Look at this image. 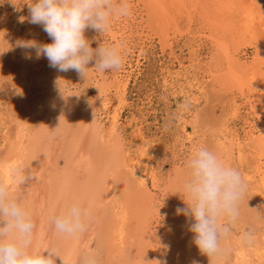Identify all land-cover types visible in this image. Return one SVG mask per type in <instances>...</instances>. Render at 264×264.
<instances>
[{
  "label": "rangeland",
  "instance_id": "obj_1",
  "mask_svg": "<svg viewBox=\"0 0 264 264\" xmlns=\"http://www.w3.org/2000/svg\"><path fill=\"white\" fill-rule=\"evenodd\" d=\"M30 2L31 0H5L3 4H0V17L2 12L8 14L9 17L6 25H0V33H2L0 34V95L2 96V100L0 96V127L7 125V132L11 135L18 123L22 126L28 124L27 126L35 133L37 132L35 136L38 137V133H41L46 125L50 113L49 109H51V101L55 100V93L58 94L56 85L51 87V78L54 77L55 81L59 80L60 87L65 93L79 95V99L76 95H72L69 102L67 101L69 104L66 109L69 112L66 118L67 141L65 142L68 144L66 145L69 146L83 140L82 135L83 132H87V128L82 127L84 121L88 120L87 118L93 114L92 111H96V116L93 118L101 123L102 133L97 136L96 140L93 138V142L97 145L93 156V167L97 170L96 178L95 176H89V173L83 174L78 170L72 171L70 168L61 170L63 176L60 177V187L68 195L63 212L74 203L87 209L92 208L95 197L94 190L95 187L99 190V179L102 180L106 170L105 167H111L113 173L116 174L115 186L119 187L115 188L113 194L116 199L119 200L120 198L122 203L117 207L114 204L115 202H108L104 212L106 216H104L98 229L95 242L89 247V252L86 253L79 245L80 234L69 236L58 232L57 234L55 232L54 235V241L56 242H52L53 245H50L48 249H56V252L63 257L64 261L67 260V264H83V258L86 256L95 258L97 264H145V261L156 258L162 259L165 256L168 259L167 264H191L194 259L199 261V264H209V258L205 254H201L199 249H194L195 245L191 242L193 233L188 231L186 224L179 226L180 223L177 224L179 218L173 219L168 211L165 212L164 221L162 222L165 240L163 239V242H161L162 240H154L155 245H163L162 248H165L163 254L150 253L149 242L147 247L142 246L140 243L131 245L126 243L122 252L113 247V230H115L114 228L118 222L116 219L123 212V207L132 208L128 211L130 217L137 214V212L143 216L147 215V212L138 208V203L134 202L142 199L140 195L137 196V192H140L146 198L143 203L149 200L148 197H151V194L146 191L150 187V181H146L144 184L143 175H141L140 169L135 166V162L139 163L138 160H142L144 164L146 163L148 171L154 172L160 180L161 187L165 188L164 194L169 196L173 188L174 193L172 192L171 197L174 194L177 198L182 192L183 184L187 178L186 161L200 145V147L214 148L213 150L227 165L236 168L241 173L247 185V191L240 205V216L232 226V232H235H231L227 240L222 241V246L229 249L230 253L219 264H235L233 261L234 256H238V259L242 261L239 264H246L247 262V264H262L264 262V249H262L264 248V191L261 189L260 183L264 174V160L255 161L253 156L251 157L252 154L249 153V149L243 143L247 116L244 109L241 108L242 105L236 108V102H234L232 94H229L223 88L219 89L217 80L212 82L211 79H206L207 75L204 67L211 51L205 43L198 39L199 37H196L199 34L197 32L199 26L194 24L192 27V34H197L196 36L191 34L177 40L172 39L175 37L171 36L173 41H171V49L165 48L164 44H161L154 37L146 43L145 51L138 58L136 52L138 47L135 45L136 53L131 54L127 59L134 60L132 69H127V74L125 73L124 77L122 76L120 87L109 88L104 93L100 105L96 106L94 83H92L93 80L89 72L85 80L75 71L57 72L56 69L49 67L46 58L36 59L34 50L16 47L17 40L51 42L41 26L28 23L27 3ZM21 17L25 18L23 22H21ZM138 19L136 18L137 22L140 21ZM13 25H17V28L14 29ZM26 28L31 30V37L23 39L22 36ZM104 33L100 35L92 29H86L85 37L92 42L91 46L96 48L102 43V36L106 35ZM135 39L137 40V38ZM164 51L165 53H163ZM251 52V50H247L244 53L246 57H250ZM26 53H31L32 59H25ZM199 55L202 57H199ZM137 59L138 64L136 65ZM92 66L93 63L88 65L90 70H92ZM6 82H8L7 85ZM124 83H126V86ZM89 101H91V104H89ZM186 101H190L189 111L182 107ZM180 110L184 112L182 113ZM193 127H196L194 132ZM4 133L3 131L0 132L1 146L5 145L4 140L6 138L1 139V137L6 136ZM117 134L121 136L118 137ZM188 136L191 137L190 140L186 139ZM8 149L5 147L0 150V158H6L9 153ZM112 151H115V154L111 158ZM120 156L122 157L120 158ZM226 157L227 159H225ZM242 157L245 160L248 159L247 162L241 161L243 160ZM249 157L251 160H249ZM228 161L230 164H228ZM242 162L246 164H242ZM176 175H181L180 181L176 180L169 190L167 185L169 186L172 183L171 181ZM123 177H125V181H123ZM255 180L259 182L256 184ZM119 182L122 184L119 185ZM146 187L147 189H145ZM132 201L133 204H131ZM121 206L123 207L121 208ZM178 206L186 207L185 205H179V203ZM180 217L187 219L183 215H180ZM250 229L254 231L255 242L251 246H242L239 240L242 234ZM142 249H144L143 255L141 254ZM248 252L251 253L247 254ZM44 255H47V252H44ZM55 261L56 264H63L60 257H56Z\"/></svg>",
  "mask_w": 264,
  "mask_h": 264
},
{
  "label": "bare ground",
  "instance_id": "obj_2",
  "mask_svg": "<svg viewBox=\"0 0 264 264\" xmlns=\"http://www.w3.org/2000/svg\"><path fill=\"white\" fill-rule=\"evenodd\" d=\"M129 3L131 5V15L124 17L123 19L122 17H113L110 22V27L105 32L106 35L102 36V44L104 45L123 44V67L118 71L109 70L105 72H99L94 68L93 63L92 70L88 69V72L91 74L93 80L92 83H94L96 96L95 105H100L104 93L108 91L109 88H114V86L120 87V79L122 78V76L124 77V74L126 72H128L127 69H132L133 67L132 65L134 60L130 58L129 60H127L131 54L134 55V53L137 52V57L139 58L143 51H145L144 48L146 47V43L154 37H156L161 44H164L165 48L171 49L173 42L171 38L175 37L172 39L177 40L181 37H186L188 35L190 36L193 32L192 27L194 24H196L199 26V30H197L199 34H196L197 36L194 33L193 34L196 37H199L198 39L205 43V45H207V47H209L211 51L210 56L207 57V61L205 62L204 67L205 74L207 75L206 79H211L212 82H215L217 80L218 86L220 87L219 89L223 88L224 90H226V92L232 94V97L234 96V102H236V108L242 105L241 108L244 109V112L247 116L243 143L247 146V149H249V153L252 154L251 157L253 156L255 161L264 160V0H129ZM3 14L4 13L2 12V15ZM2 15L0 17L1 26L6 25L9 21L8 14H4L3 16ZM136 18H139L140 21L137 22ZM17 25H13V28L16 29ZM30 31L31 30L26 28L22 36L23 39L31 37ZM133 32H135V34H133ZM135 38H137V40ZM135 45L138 47L137 51ZM247 50L252 51L250 57H246V54L244 53ZM163 53H165V51ZM168 53L170 54V52ZM166 56L168 57V55ZM200 56L201 55H199V57ZM170 58L172 59V57ZM175 63L177 62L175 61ZM135 64H138V59L136 60ZM54 81V77L51 78V87L55 86ZM7 83L8 82H6V85ZM112 84L116 85L112 86ZM125 84L126 83H124V85ZM214 89L216 88L214 87ZM65 94L67 95V93ZM55 96V100L51 101V109H49L50 113L47 117L44 130L41 133H38V137L35 136L37 135V132L35 133L34 130L27 126L28 124L22 126L19 125L20 123H18L17 127L11 133V135L7 132V125L0 127V132L3 131L6 135L5 137L3 135V137H1L2 140H4V138L6 139L4 140L5 145H0V150L4 149L5 147L9 148L7 150L9 153L6 158H0V181L9 186L10 197L20 203V205L29 212L34 222L35 228L31 249L33 251H42L43 249L48 248L50 245H53L52 242H56L54 241V235L56 231L53 225L50 223L49 217L61 214L63 212L65 204L67 203L66 198H68V195L60 187V177L63 176V172L61 170H67L68 168H70L72 169V171L78 170L83 174L89 173V176H95V178L97 177L95 175L97 173V170L93 167V156L95 153V146L97 145L93 141L96 140L98 135L100 136L102 134L100 127L101 123H98V121L93 118L94 114H92L89 118H87L88 120L84 121V125L82 128H87V132H83V135L81 133V135L83 136V140H79L74 144L70 143L71 145L67 146L68 144L65 142L67 141L66 118L68 117L67 113L69 111H67L66 108L69 103H65L64 101H62L59 94L56 95L55 93ZM70 99L71 97H68L67 101L69 102ZM238 102L239 104H237ZM53 105L55 107H53ZM92 112L94 113V111ZM181 112L183 113L184 111ZM102 121L104 122V119ZM195 129L196 127H193V132ZM117 135L118 137L121 136L119 134ZM186 139L190 140L191 137L188 136ZM70 142L72 141L70 140ZM114 154L115 151H112L110 157L112 158ZM122 156H120V158ZM228 157L230 158V156ZM225 159H227V157ZM241 159H243L241 161L244 162H247L248 160H245L244 157H242ZM249 160H251L250 157ZM138 161L139 163L137 161L135 162V166L140 169V172L142 173L141 175H143L142 178L145 180L144 184L146 181H150V187H148V191L146 192L151 194V197H148L149 200L143 203L146 198H144L140 192H137V196L140 195L142 199H139L134 203H138L137 207L142 209V211L147 212V215L143 216L139 214V212H137V214H134L130 217V213H128V211H130L132 208L129 207V209L126 207V209L125 207L121 206V208L123 207L124 209L120 217L116 219L118 220V222L114 228L115 230H113V247L122 252L126 243H130V245L134 243H140L142 244V246L147 247V243L149 242L148 248H151L150 253L161 255V253L163 254L165 248H162L163 245H155L154 240H162L161 242L165 240L163 237L164 229H162V222L164 221L165 212L168 211L169 213H171V217L175 220L179 218L177 220V224L180 223L179 226H184L186 224L187 227V219L185 220V218H181L180 215H177L175 212V209L177 207H174L176 205L178 206V203L182 206H186V204L182 199L183 192L181 191L180 195L177 198H175L176 195L174 196V194L171 197L172 192L174 193L173 188L169 193L170 197L168 195H165V188L163 189L161 187L160 180L159 178H157L158 176H156L154 172H149L148 166H146V163L144 164L142 160L141 161L143 163L140 160ZM228 164H230L229 161ZM242 164L246 163L242 162ZM105 169L106 170L102 180L100 181L99 179V190H97V187H95L96 189L94 190L95 197L92 203V208L89 209L90 217L87 221V230L81 233L79 236V245L86 253L89 252V247L95 242L98 229L103 222L104 216H106L104 212L105 207L108 205V202H115L114 204H116L117 207H119V204H122L120 202L121 199H116L113 194L115 188L119 187L115 186L114 180L116 174L113 173L111 167H105ZM252 169L254 168L252 167ZM255 169L257 168L255 167ZM20 176L28 177V179H26L24 183H20ZM129 176L131 175L129 174ZM180 176L181 175H176V177L174 178L175 180L173 179L174 181L172 180V183H170L169 186L167 185L169 190L176 180L180 181ZM124 178L125 177H123V181H125ZM121 184L122 183L119 182V185ZM140 185L142 186V184ZM260 187L264 191V174L260 183ZM121 189L119 190L122 191ZM145 189H147V187ZM72 196H74V194H72ZM131 204H133V201L131 202ZM194 249L198 250L196 246L194 247ZM143 250L144 249L141 250L142 255L144 254ZM241 253L242 251L240 252V254ZM250 253L251 252H248L247 254ZM233 258L235 264L240 263L241 260L238 259V256H234ZM243 260L245 261V259ZM65 263H68L67 260ZM260 263L262 262L260 261ZM262 264H264V262Z\"/></svg>",
  "mask_w": 264,
  "mask_h": 264
},
{
  "label": "clouds",
  "instance_id": "obj_3",
  "mask_svg": "<svg viewBox=\"0 0 264 264\" xmlns=\"http://www.w3.org/2000/svg\"><path fill=\"white\" fill-rule=\"evenodd\" d=\"M4 2L0 0V4ZM27 4L28 23L41 26L51 42L17 40L16 47L34 50L35 58H46L49 67L58 72L75 71L84 80L90 63H94L99 72L118 71L123 67V44L100 43L93 48L92 42L85 37V30L92 29L101 35L108 30L113 17L130 16L129 0H31ZM24 19L21 17V22ZM25 59H32L31 53H26ZM54 84L65 103L72 95L79 99L77 94L66 95L59 80ZM183 108L188 110L190 101H186ZM93 114L95 116V111ZM185 167L187 178L182 188V199L186 207L178 206L175 212L187 218L188 231L193 233L191 242L201 254L207 255L209 264H219L230 253L222 246V241L231 234L232 226L240 216L247 185L236 168L227 165L216 151L207 146L198 147ZM26 179L28 177L20 176L19 182L24 183ZM89 217V209L74 203L65 212L50 216L49 221L56 232L72 236L87 230ZM34 228L29 212L10 197L9 186L0 181V264H56V257L65 264L63 257L54 249L31 250ZM254 242L253 230L242 234V246H251ZM83 264L97 262L95 258L86 256ZM145 264H167V259L166 256L156 258L145 261ZM191 264H199V261L194 259Z\"/></svg>",
  "mask_w": 264,
  "mask_h": 264
}]
</instances>
